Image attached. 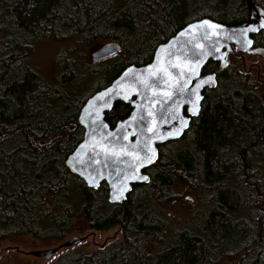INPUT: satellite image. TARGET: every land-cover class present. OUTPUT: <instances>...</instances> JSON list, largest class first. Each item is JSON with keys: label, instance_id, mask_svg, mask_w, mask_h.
I'll list each match as a JSON object with an SVG mask.
<instances>
[{"label": "trees", "instance_id": "1", "mask_svg": "<svg viewBox=\"0 0 264 264\" xmlns=\"http://www.w3.org/2000/svg\"><path fill=\"white\" fill-rule=\"evenodd\" d=\"M34 2L0 0V245L27 235L62 240L83 217L96 231L119 228L122 238L55 264H264V75L252 82L234 68L233 58L245 65L240 50L225 70L205 67L217 88L204 93L183 137L158 148L145 171L150 183L134 186L123 204L111 205L105 185L92 190L66 167L83 140L78 119L89 98L126 66L150 64L155 48L192 21L245 23V0H41L30 8ZM40 37L114 42L122 51L92 67L72 57L47 83L26 61ZM253 40L264 48V31ZM130 112L117 104L106 122L113 129ZM180 183L210 191L212 204L196 233L183 230L158 250L152 244L167 228L157 204L173 200Z\"/></svg>", "mask_w": 264, "mask_h": 264}, {"label": "snow or ice", "instance_id": "2", "mask_svg": "<svg viewBox=\"0 0 264 264\" xmlns=\"http://www.w3.org/2000/svg\"><path fill=\"white\" fill-rule=\"evenodd\" d=\"M41 0H35L29 3L30 8L40 6ZM219 26L208 21L193 26L189 30L181 31L179 35L185 37L190 32L203 30V34L199 37L202 41H211V46L205 50L204 43L193 45V40L188 39L177 47V42H172L166 46L158 48L155 54V62L143 73H133L131 69L123 73L124 79H128L132 91L139 97L142 103H136L131 100L122 91L123 85H119L115 89L106 91L101 96L96 97L97 100H104L103 107H111V100L114 97H123L130 103L135 104V112L130 116L129 120L124 121L114 131H104L108 128L107 124H103L96 119L91 121V145L95 149L100 147V151L89 158L87 163L100 164L103 168H111L118 177L122 176L124 181L129 179L147 181L146 175H139V169L148 164L155 163L157 153L153 143L156 139L163 141L169 138H176L184 134V129L188 127V119L181 118L179 108L181 100H185L190 108L188 109L190 116L200 115L199 88L204 85H215V76H209L207 79L199 78L198 68L202 65L203 59L212 54V52H220L223 45L220 43L222 34L218 31ZM264 28V23L260 25ZM258 28H249L246 31H258ZM213 37L217 39L213 41ZM231 38V37H226ZM250 46L251 41H247ZM198 49V51H197ZM247 50V48L245 49ZM226 54V53H225ZM222 59V57H217ZM227 67V63L224 64ZM197 79L194 86L192 80ZM139 85V88L135 86ZM150 93V95L148 94ZM159 105L157 111L152 109ZM95 107V105H93ZM89 115H92L90 112ZM98 115V113H97ZM151 118V120H149ZM151 125V126H149ZM168 125L167 131H161ZM131 129L132 131H129ZM138 133V135H137ZM136 135L135 142L130 137ZM127 141V143H125ZM85 145H81L83 149ZM101 153L104 154L103 160L96 159ZM81 153L72 158L69 163L83 165L85 160L81 159ZM124 167H121V166ZM74 171L77 169L74 167ZM97 176L89 175L88 183L96 185L97 177L100 176L97 169ZM83 174V172H81ZM129 190L126 182H122L117 194L113 197L115 200L124 198L123 193Z\"/></svg>", "mask_w": 264, "mask_h": 264}, {"label": "rangeland", "instance_id": "3", "mask_svg": "<svg viewBox=\"0 0 264 264\" xmlns=\"http://www.w3.org/2000/svg\"><path fill=\"white\" fill-rule=\"evenodd\" d=\"M115 1L120 3L122 0ZM80 42L79 38L57 41L40 37L30 46V55L26 61L47 83H54L62 72L63 63L72 57H75L77 61H83L87 67L103 65V63L93 65L91 53L110 42L98 41L93 45ZM233 61L234 68L241 72L243 70L253 80L252 82H255V78L260 79L264 75V60L260 57L244 55L245 65L240 58L238 60L233 58ZM238 186L240 187V182ZM174 194L173 200L157 204L158 214L167 228L164 241L152 244L158 250L170 245L174 237L183 230L195 232L197 223L198 225L202 224L203 218L208 214L212 204L211 192L203 187L190 188L180 183L175 188ZM242 214L246 216L244 211ZM75 237L85 240L74 247L62 249L49 261L31 255L32 252L56 248ZM121 238V231L117 227L108 231H96L91 228L90 222H87L83 217H77L73 221L71 231L62 240H40L27 235L4 241L0 245V264H55L65 253L72 251L91 253L95 249L102 248ZM233 263L238 264L237 262Z\"/></svg>", "mask_w": 264, "mask_h": 264}, {"label": "water", "instance_id": "4", "mask_svg": "<svg viewBox=\"0 0 264 264\" xmlns=\"http://www.w3.org/2000/svg\"><path fill=\"white\" fill-rule=\"evenodd\" d=\"M245 3L247 5L248 18H247V21L241 25L226 26L223 24L216 23L210 19H203L201 21H197V22H194V23L187 25L182 30V31L189 30L193 26H197V25L203 23L204 21H208L212 24L219 26L218 31L222 34V38L220 39V43L223 45V47H221L220 52H212L211 55L204 57L202 65L197 69L199 74H200L199 78L207 79L209 76H215V79H216L215 85H204V86L200 87L198 90L199 95L202 97V99L199 102L200 103V112H201V104L203 101V96H202L203 91L216 89L217 85H218L216 74H211V75H207V76L203 75V71L205 70V67L210 62L217 63L220 65V67L222 69H224L225 68V66H224L225 62L228 65L227 55L229 53H235L236 50H240L243 53H246L249 55L262 56L264 58V49H262V48L254 49L253 48L254 41L252 38L256 35H259L261 32L264 31V28H260V25L262 23H264V10H262L260 7H258L253 0H245ZM249 28H258L259 30L258 31H246ZM179 33L174 38L169 40L166 44L161 45V46H166V45L171 44L172 42L175 41V42H177V47H179L181 43H183L184 41H186L188 39L193 40V45L198 44V43H204L205 44V50H208L211 46V43H212L211 41H202L199 39V37L203 34V30H197L195 32H190L189 35H187L185 37H181L179 35ZM226 37H231V38L229 39ZM216 39H217L216 37H213V41ZM249 40L251 41L250 46L247 44V41H249ZM161 46H159V47H161ZM158 48H157V50H158ZM246 48H247V50H245ZM157 50L155 51V54L157 53ZM197 51H198V49H197ZM119 53H120V48L113 43H109V44L101 46L99 49L92 52L91 53V61L93 64H97L101 61H106L107 59H110V58L118 55ZM155 54H154V58H153L152 62L149 65L139 67V68L135 67V66H130L125 71L131 69L133 73H137V72L143 73L146 68L150 67L155 62ZM217 57H222V59H219ZM123 73L119 76V78L117 80H115L112 83L111 86H109L106 89L101 90L100 92L94 94L84 104V106L80 112L79 119H78L80 126L85 131L84 136H83V140L78 145V147L75 149V151L68 157V159L66 161V167L69 169V171L73 175H75L79 179H81L86 184V186L88 188H90L92 190H98L102 185H105L107 187V191H108V201L112 205L123 204L127 200L128 196L132 193L134 186L143 185V184L147 185L150 183V177L148 175H146L144 172L156 164V162L158 160V156H159V151H158L159 145H163V144H166L168 142L180 140L183 137V135L186 133V131L189 129V125H190V119L184 117V115H183L184 109L188 110L190 108V105L185 100H181L180 101L181 107L179 108V114H180L181 118L188 119V127L186 129H184V134H182L179 137L169 138V139H165L163 141H160L158 139L155 140V142L152 145V147L155 148L156 153H157V159H156L155 163L148 164L147 166L139 169V175H141V176L146 175L148 177L147 181L135 180V179H129L127 181H124L123 177L122 176H120V177L116 176L111 168L105 169L100 164H89V163H87L89 161V158L95 155V152L100 151L99 146H96L94 150L92 147H90V145L92 143L91 135H90L91 127H92L91 121L93 119H96L103 124H107L108 128L105 129L104 131H114L116 128H118L120 126V124L122 122L129 120L130 116L133 115L135 112V104L130 103L127 99H124L123 97L112 98V100L110 102L111 103L110 108L103 107L104 100H97L96 97L101 96L106 91L117 88L119 85H123L122 91L124 92L125 95L130 96L131 100L135 101L136 103H142V101L139 99V97L132 91V87L129 85L128 79L122 78ZM196 83H197V79H193L190 87L194 86ZM135 87L139 88L140 86L136 85ZM148 94L150 95V93H148ZM118 103L129 105L132 108V113L130 114V116L126 120L120 121L112 129L110 127V125L106 122L105 116L107 113H110L113 110L114 106ZM93 105H95V107H93ZM158 109H159V105H156V107L153 108L152 110L155 112ZM90 112L92 113V115H89ZM97 113H98V115H97ZM190 117L197 118L199 116H190ZM149 120H151V118H149ZM149 126H151V125H149ZM167 130H168V125H165L161 131L163 132V131H167ZM129 131H132V130L129 129ZM137 135H138V133H137ZM136 139H137L136 135H133L130 137V140L133 142H135ZM125 143H127V141H125ZM81 145H85V147L82 149ZM77 152L81 153L80 158L85 160V162H86L85 164L80 165V164H75V162L69 163L70 161H72V158L77 154ZM103 156H104V154L101 153V155L96 157V159L103 160ZM74 167L77 169L76 171L73 170ZM121 167H124V166L122 165ZM97 169L99 170L100 176H102L103 178H99V176H98L97 180H96V185H98V186H93V185H90L88 183L87 177L89 175L97 176V171H96ZM81 172H83V174H81ZM122 182L127 183L129 190H127L123 193V195H124L123 199L115 200L113 197L117 194V190L120 188ZM84 240L85 239L75 237L71 241H69L65 244H62L57 248L32 252L31 255L33 257L49 261L58 252H60L62 249H68V248L74 247V246L82 243Z\"/></svg>", "mask_w": 264, "mask_h": 264}, {"label": "flooded vegetation", "instance_id": "5", "mask_svg": "<svg viewBox=\"0 0 264 264\" xmlns=\"http://www.w3.org/2000/svg\"><path fill=\"white\" fill-rule=\"evenodd\" d=\"M260 7H261V6H260ZM263 9H264V8H263ZM197 21H201V20H197ZM197 21H192V22H190L189 24L194 23V22H197ZM189 24H187V25H189ZM187 25L183 26L180 30L176 31L171 37H169L167 40H165V43H161V45L166 44L169 40H171L172 38H174V37H175L180 31H182ZM161 45H160V46H161ZM158 47H159V46H158ZM158 47H157V48H158ZM121 48H122V47H121ZM157 48H155V50H154V54H155V51L157 50ZM154 54H153V58H154ZM253 57H258V56L256 55V56H253ZM261 57H262V56H261ZM153 58H152V60H153ZM127 67H128V66H126V69H127ZM219 68H220V65H219ZM126 69H125V70H126ZM125 70H124V71H125ZM124 71H123V72H124ZM123 72H122V73H123ZM211 74H214V73H210V74L208 73V74H206V73H204V71H203V75H204V76H206V75H211ZM206 91H208V90H205V91L203 92V94H204ZM203 101H204V100H203ZM203 101H202V105H203ZM119 104H122V103H119ZM116 105H117V104H116ZM124 105H126V104H124ZM202 105H201V110H202ZM127 106H129V105H127ZM129 107H130V106H129ZM130 109H131V112H130V114H131V113H132V108L130 107ZM200 113H201V112H200ZM108 114H109V113H108ZM130 114H129V116H130ZM183 115H184V117H186V118H188V119L191 120V121H190V125H191V122H192L193 119H197V118H198V117H197V118L190 117V115H189L187 109H184V111H183ZM129 116H128V117H129ZM126 119H127V118H126ZM189 128H190V127H189ZM187 131H188V130H187ZM187 131H186V132H187ZM168 143H169V142H168ZM166 144H167V143H166ZM163 145H164V144H163ZM160 146H162V145H159V147H160ZM159 147H158V148H159Z\"/></svg>", "mask_w": 264, "mask_h": 264}, {"label": "bare ground", "instance_id": "6", "mask_svg": "<svg viewBox=\"0 0 264 264\" xmlns=\"http://www.w3.org/2000/svg\"><path fill=\"white\" fill-rule=\"evenodd\" d=\"M253 1H254V0H253ZM258 7H260V6H258ZM260 8H261L262 10H264L262 7H260ZM256 36H257V35H256ZM254 37H255V36H254ZM254 37H252V38H254ZM253 41H254V40H253ZM110 43H113V44L117 45V46L120 48V53H121L122 48H121V46H120L119 44L114 43V42H110ZM253 48H254V49H257V48H261V47H257V48H255V47L253 46ZM262 49H264V48H262ZM236 52H237V50H236ZM236 52H235V53H229V54H236ZM120 53H119V54H120ZM119 54H118V55H119ZM229 54H228V55H229ZM245 54H246V53H245ZM118 55H116V56H114V57H112V58H110V59H107V60L110 61V60L116 58ZM247 55H249V54H247ZM249 56H256V55H249ZM257 56H258V55H257ZM258 57H260L261 59L264 60L263 57H261V56H258ZM107 60H106V61H101V62H99V63H97V64L105 63V62H107ZM227 62H228V65H227V67H228V66H229L228 56H227ZM244 63H245V62H244ZM92 64H93V63H92ZM97 64H93V65H97ZM128 67H130V66H128ZM128 67H127V68H128ZM135 67H136V66H135ZM227 67H225L224 69H222L221 67H220V68H221V70H225ZM138 68H139V67H138ZM216 75H217V74H216ZM206 76H207V75H206ZM118 78H119V77H118ZM118 78H117V79H118ZM117 79H115V80H117ZM115 80H114V81H115ZM114 81H113V82H114ZM113 82H112V83H113ZM112 83H111L109 86H111ZM218 83H219V81H218V78H217V84H218ZM109 86H108V87H109ZM103 90H104V89H103ZM99 92H100V91H99ZM203 92H204V91H203ZM97 93H98V92H97ZM202 96H203V100H204V94H203V93H202ZM89 99H90V98H89ZM118 104H119V103H118ZM201 105H202V104H201ZM114 107H115V106H114ZM107 114H108V113H107ZM107 114H106V115H107ZM105 120H106V116H105ZM125 120H126V119H125ZM123 121H124V120H123ZM190 121H191V120H190ZM189 127H190V125H189ZM83 130H84V129H83ZM84 132H85V131H84ZM158 151H159V149H158ZM66 161H67V160H66ZM149 169H150V168H149ZM147 170H148V169H147ZM144 173H145V172H144ZM145 174H146V173H145ZM146 175H148V174H146ZM149 177H150V176H149ZM85 185H86V184H85ZM133 188H134V187H133ZM107 196H108V194H107ZM111 205H112V204H111ZM65 243H66V242H65ZM65 243H64V244H65ZM58 247H59V246H58ZM56 248H57V247H56Z\"/></svg>", "mask_w": 264, "mask_h": 264}]
</instances>
